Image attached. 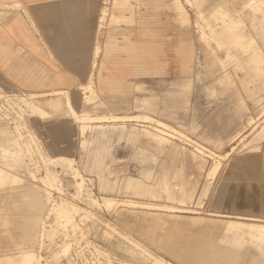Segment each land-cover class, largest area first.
<instances>
[{
    "label": "rangeland",
    "instance_id": "rangeland-1",
    "mask_svg": "<svg viewBox=\"0 0 264 264\" xmlns=\"http://www.w3.org/2000/svg\"><path fill=\"white\" fill-rule=\"evenodd\" d=\"M104 2L99 37L134 25V9ZM223 4L202 2L200 13L192 1L174 0L172 42H188L195 58L189 87L175 84L179 74L144 73L133 94L104 99L93 77L94 95L87 84L69 97L84 113L70 109L66 91L0 84V264H214L213 254L225 247L264 264V235L250 236L243 225L260 229L264 214L238 208L245 186L256 207L264 197V140L257 142L264 128V0ZM208 17L243 22L233 30L244 35V52L228 55L236 36L228 43L208 37L221 29L207 26ZM208 44L209 55L202 51ZM210 58L224 81L208 74ZM246 70L259 71L258 105L242 92ZM167 170L180 177L161 181ZM196 187L206 194L181 198V190ZM256 214L262 217H248ZM222 220L232 224L222 227Z\"/></svg>",
    "mask_w": 264,
    "mask_h": 264
},
{
    "label": "crops",
    "instance_id": "crops-1",
    "mask_svg": "<svg viewBox=\"0 0 264 264\" xmlns=\"http://www.w3.org/2000/svg\"><path fill=\"white\" fill-rule=\"evenodd\" d=\"M187 1L194 2L200 13L203 12L200 10L202 2L210 1L212 4L215 3L217 8L224 7V0ZM108 2L109 9L120 11L134 9L135 13L131 11L134 25L121 27L120 31L113 30L112 35L109 34L102 39L98 36V26L104 0H0V13L4 14L0 15V84L5 83L16 91L31 93L66 91L70 109L84 113L88 112L80 105L75 110L69 97H76L79 85L86 87L90 84L91 87L93 77V88L104 99L114 95L125 97L133 94V83H139L144 77L147 78L144 73H160L163 76L179 74L181 78L175 84L189 87L195 58L188 42L182 38L172 42L176 32L173 22V10L176 8L174 0H108ZM16 4L19 6L13 8ZM207 23V26L218 25L221 28L218 33L208 36H214L211 39H215L216 43L217 41L228 43L229 36H236L235 43L226 48L228 55L231 51L235 55L239 51L244 52V35L233 30L234 26L244 25L243 22L232 18L208 17ZM124 31L127 32L126 36L115 35L116 32ZM201 31V36L205 39L208 31L204 32V29ZM202 51L209 55L213 47L208 44V49L204 48ZM244 59L246 61V58ZM218 64L216 60L210 58L207 64L208 74L214 80L224 81L223 76L220 77L222 71ZM257 72L259 71L246 70L241 86L244 95L258 105L262 100L260 97L262 87L261 77ZM261 112L262 110L256 116ZM128 133L134 136L136 131L130 129ZM85 142L82 138L80 145L84 146ZM175 148L178 149L175 150L177 153H182L181 148L177 146ZM192 157L200 164L203 163L199 156L192 154ZM262 157L264 159V154ZM171 176L180 177L178 173L174 174L167 170L162 173L160 180L166 181ZM262 182L264 195V174ZM206 190V187H196L188 191L185 188L179 194L182 199L187 197L193 200L205 195ZM170 195L168 193V196ZM218 201L214 199L213 205ZM226 206L234 208L232 205ZM238 208L249 211L259 208V212L264 214V197L256 207L253 203L252 190L245 186L242 188ZM248 217L262 216L256 214ZM233 251L236 250L225 247L214 253L213 256L216 255L214 264H250L241 253ZM252 264L258 263L254 261Z\"/></svg>",
    "mask_w": 264,
    "mask_h": 264
},
{
    "label": "bare ground",
    "instance_id": "bare-ground-1",
    "mask_svg": "<svg viewBox=\"0 0 264 264\" xmlns=\"http://www.w3.org/2000/svg\"><path fill=\"white\" fill-rule=\"evenodd\" d=\"M18 6V5H17ZM13 8H14V5H13ZM180 9V8H179ZM179 13H183V11L181 10V11H179ZM0 14H2V13H0ZM230 17V16H229ZM225 32V31H224ZM222 33V32H221ZM225 33H227V32H225ZM223 35V34H222ZM229 35H230V33H229ZM217 36H218V34H217ZM225 36V35H224ZM223 36V37H224ZM227 36V35H226ZM222 37V36H221ZM227 38V37H226ZM261 114H263V113H261ZM251 119V118H250ZM251 123H253V121H252V119H251ZM86 128H87V125L84 123L83 125H81V133H84V131L86 130ZM159 131V130H158ZM261 132L263 133V137L262 138H259V140H257V142H259V141H262V140H264V128H262V130H261ZM68 133V132H67ZM260 148V146H256L255 147V149H259ZM219 167V166H218ZM216 170V166L214 167L213 166V169H212V172H214ZM106 201H109V199H105ZM224 222V226H222V227H225V226H229V225H231L232 223H230V221L229 220H226V221H223ZM227 224H229V225H227ZM245 227H246V229H247V233H249L250 234V236H252L253 235V233L255 232V233H258V234H260L261 236H263L264 235V225H261V228L259 229L258 228V226L257 225H250V224H243ZM226 228V227H225ZM26 238H27V240L30 238V235L29 234H27L26 235ZM23 252V251H22ZM233 252H239V250L238 249H236V251H233ZM240 253V252H239ZM24 254V253H23ZM33 252L32 251H27L26 252V259L28 260V261H32V259H33Z\"/></svg>",
    "mask_w": 264,
    "mask_h": 264
}]
</instances>
